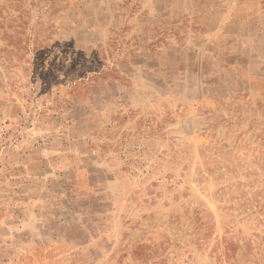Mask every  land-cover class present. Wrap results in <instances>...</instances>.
I'll list each match as a JSON object with an SVG mask.
<instances>
[{"label":"rangeland","instance_id":"rangeland-1","mask_svg":"<svg viewBox=\"0 0 264 264\" xmlns=\"http://www.w3.org/2000/svg\"><path fill=\"white\" fill-rule=\"evenodd\" d=\"M0 264H264V0H0Z\"/></svg>","mask_w":264,"mask_h":264}]
</instances>
